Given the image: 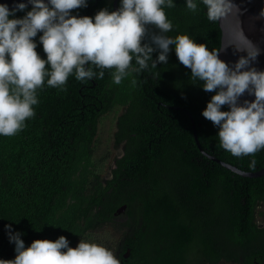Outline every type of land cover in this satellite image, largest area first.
Returning a JSON list of instances; mask_svg holds the SVG:
<instances>
[{"label": "trees", "instance_id": "1", "mask_svg": "<svg viewBox=\"0 0 264 264\" xmlns=\"http://www.w3.org/2000/svg\"><path fill=\"white\" fill-rule=\"evenodd\" d=\"M193 2L195 11L187 8L186 0H173L175 7L163 6L172 24L165 35H188L217 52L218 22L207 18L203 0ZM112 3L86 0L85 7L71 14L94 18L102 9L113 11ZM120 3L117 0L118 8ZM31 8L9 18H23ZM149 31H156L155 26L150 25ZM42 34L33 39L46 60L39 41ZM170 48L167 64L155 68L150 60L147 68L132 71L139 68L133 58L128 75L118 85L112 75L115 69L92 65L96 73L92 79L77 80L73 72L62 87H50L45 78L36 91L35 115L17 134L0 135V259L14 260L16 255L6 225L13 234H21L25 247L37 239L55 241L64 236L72 248L80 240L106 247L97 239L88 240L89 234L105 224L117 225L118 230L125 225L130 228L124 237L131 248L130 264L135 257L147 260L154 239L167 249L162 264H179L184 251L173 245L178 235L170 234L187 227L195 231L192 238L198 237L206 257L215 236L219 247L247 245L238 222L248 207L242 197L247 193L245 185L264 184V175L243 177L211 157L255 171L264 166V149L235 157L220 146L218 127L202 115L215 92H205L203 82L192 79L191 70L178 61L175 46ZM157 55L154 52L153 59ZM101 71L103 78H99ZM117 108L122 111L115 116L113 145L121 147L122 154L114 157L111 176L104 179L100 167L105 153L95 156L98 124ZM229 110L226 105L221 108ZM253 160L255 166L250 167ZM249 193L255 195L254 190ZM122 203L127 206L124 222L113 215ZM171 214L173 227L168 224ZM232 221H237L233 229ZM86 228L89 233L84 234ZM174 252L178 256L171 261L168 257Z\"/></svg>", "mask_w": 264, "mask_h": 264}, {"label": "clouds", "instance_id": "2", "mask_svg": "<svg viewBox=\"0 0 264 264\" xmlns=\"http://www.w3.org/2000/svg\"><path fill=\"white\" fill-rule=\"evenodd\" d=\"M32 8L23 18L10 19L27 5L20 3L11 11L0 4V135L13 136L23 129L25 121L35 115L38 103L36 91L47 84L62 87L70 74L77 80L92 79L96 73L89 65L100 69H115L113 80L120 84L128 75L133 58L139 71L158 64H167L175 46L178 61L191 70V78L202 81L205 92H215L202 115L218 127L220 146L235 157L254 155L264 149V71L252 67L260 49L249 41L252 50L245 52L234 65L219 58V52L209 51L204 43L188 35L175 38L165 35L172 30L163 6L175 7L173 0H121L116 11L102 9L95 17L73 16L72 10L86 6V0H29ZM207 18L216 21L234 5L230 0H203ZM189 10L197 4L186 0ZM260 15L264 17V9ZM156 31H149V26ZM39 37L47 59L36 51L34 37ZM158 53L153 59V53ZM103 71L99 78H103ZM247 92L253 101L239 98ZM228 105L229 111H221ZM255 166V160L250 167ZM9 240L15 244V259H0V264H121L106 247L80 240L69 247L66 237L57 240H34L25 247L20 233Z\"/></svg>", "mask_w": 264, "mask_h": 264}, {"label": "flooded vegetation", "instance_id": "3", "mask_svg": "<svg viewBox=\"0 0 264 264\" xmlns=\"http://www.w3.org/2000/svg\"><path fill=\"white\" fill-rule=\"evenodd\" d=\"M112 151H115V153H106L104 162H109L110 167L108 171V175L102 176L104 179H108L111 176V169L114 167L115 159L114 157H118L122 154L121 147H113ZM264 167V166H263ZM261 167V168H263ZM236 169H238L241 172L244 173H253L255 171H243L235 166ZM230 170V169H229ZM232 171V170H231ZM234 172V171H233ZM236 173V172H234ZM239 174V173H237ZM241 175V174H239ZM264 174L260 176H251L252 178H260ZM243 177H250V176H244ZM245 189L247 193L242 197V200L244 203L246 202L248 204V207H246L243 212L241 211V219L238 221L241 224V228L243 230L244 240L247 242V245H241L239 242L237 243H229L227 245H224L223 247H219V242L217 237L215 236L213 239V245H212V251L208 255V257L204 256L203 252L199 248V240L197 236H194L192 238V234L195 232L194 230H191L189 227L182 229L178 233H171V237L174 236V234L178 235V240H176L173 245L174 247H177L178 250L184 251L183 260H179V264H264V195L261 197L262 192L264 190V184L254 185L251 186L250 184L245 185ZM252 190L255 191V195H251L249 192ZM197 195H200L198 193ZM124 205V203L118 205L113 215L115 219H121V222H124L126 217L124 216V213L126 212V207H124V211L115 214L116 210L121 208V206ZM126 205V204H125ZM192 209H189V212H192ZM120 221V220H119ZM175 218L173 214L168 219V224L170 227H173ZM237 222V221H236ZM236 222L232 221V229L235 228ZM115 232L121 233V236H117L116 246L115 249H113L110 246V249L113 250L114 255L120 260L121 264H130L128 259L131 256V248L126 245L125 243V232L129 231L130 228L128 226L123 225L122 228H119L118 226L114 224H109ZM158 225V224H157ZM137 227H140L139 224L136 225ZM251 228L253 230H251ZM90 229V228H89ZM134 229V227H133ZM165 230V229H163ZM89 233L88 229L84 231V234ZM166 233V230H165ZM167 233L165 234V236ZM253 236V240L250 247V237ZM154 239V236H153ZM181 242H178V241ZM182 245V246H181ZM181 246V247H180ZM244 246V247H242ZM151 248H153L151 252ZM230 248V252H229ZM166 250L162 246V243L157 242L155 239L152 240L151 246H150V255L148 256L147 260L143 261L142 257H135V260H132L131 264H162V262L165 261L164 256H166ZM250 252L252 255H249ZM128 253L127 256L125 254ZM230 253V259L226 260L227 254ZM160 254V256H159ZM222 254V255H221ZM162 256V257H161ZM175 256H178L175 252L172 257H168L171 259V261H175ZM167 257V256H166Z\"/></svg>", "mask_w": 264, "mask_h": 264}, {"label": "water", "instance_id": "4", "mask_svg": "<svg viewBox=\"0 0 264 264\" xmlns=\"http://www.w3.org/2000/svg\"><path fill=\"white\" fill-rule=\"evenodd\" d=\"M230 2L234 7L224 17L217 20L220 29V45L217 51L219 52V58L229 66L234 65L240 56L246 55L245 52H239L236 49L248 48L251 51V45L248 43L251 41L256 48L260 49V54L251 66L257 70L264 71V17L260 15L261 9H264V0H230ZM20 3L26 4L27 7H32L29 0H0V4H6L10 11ZM45 3H48V0H45ZM112 4L113 11L118 10L117 0H113ZM254 99V95H249L245 92L239 98L238 103L242 105L245 100L253 101ZM226 106L229 108L228 105ZM193 131L196 144L201 149L194 124ZM211 158L217 160L224 167L244 176L251 177L264 174V167L253 173H244L229 163L214 157ZM124 207H126L125 204L117 209L115 214L124 211ZM127 255L128 253L125 254V256Z\"/></svg>", "mask_w": 264, "mask_h": 264}, {"label": "rangeland", "instance_id": "5", "mask_svg": "<svg viewBox=\"0 0 264 264\" xmlns=\"http://www.w3.org/2000/svg\"><path fill=\"white\" fill-rule=\"evenodd\" d=\"M120 111H122V108H117L115 111L109 112L102 116L99 124H98V130H97V148L95 156H101L104 155V153H115V151H112L114 147V131H115V116ZM110 164L109 162H104V166H101V174L102 176L108 175ZM122 221L121 219H117ZM121 236V233H117L114 231V229L109 225L105 224L103 225L99 230L92 231L89 236L88 240L97 239L104 244L106 247H108L109 250L113 252L112 249H110V246L115 249L117 236Z\"/></svg>", "mask_w": 264, "mask_h": 264}]
</instances>
